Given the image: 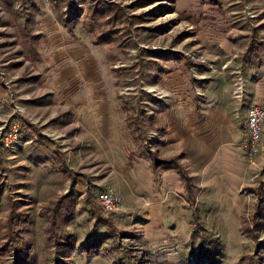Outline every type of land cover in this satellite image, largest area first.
I'll return each instance as SVG.
<instances>
[{"label": "rangeland", "instance_id": "374dc122", "mask_svg": "<svg viewBox=\"0 0 264 264\" xmlns=\"http://www.w3.org/2000/svg\"><path fill=\"white\" fill-rule=\"evenodd\" d=\"M209 1L0 0V264H264V224L257 242L243 233L264 201V125L262 151L232 176L221 142L208 151L214 108L264 92V0ZM252 26L258 61L244 57ZM182 139L197 222L181 181L165 189L138 148L179 154ZM104 189L114 212L97 205Z\"/></svg>", "mask_w": 264, "mask_h": 264}, {"label": "crops", "instance_id": "0c3cea01", "mask_svg": "<svg viewBox=\"0 0 264 264\" xmlns=\"http://www.w3.org/2000/svg\"><path fill=\"white\" fill-rule=\"evenodd\" d=\"M209 4H211V5L215 4L218 8L221 7L220 0H213V2L209 1ZM258 38H259L258 30L255 26H252L251 27V40H250L249 45L247 46V48L244 52L245 58L252 59L253 61L259 60L260 55H259V52L256 48V44L258 43ZM224 43L227 44L228 41L226 40V41H224ZM227 45L225 47H227ZM250 47H251V50H250ZM251 93H252L253 97L251 96L252 97L251 98L250 96L249 97L247 96L243 101V102H247L246 104H242V105L239 104L236 108H233L230 104L227 105L228 107H226L225 106L226 104L224 103V104H221L220 106H217L216 108H214L213 118H214V121L215 120L218 121L217 122L218 126L214 130V133H216V137L213 140L214 142L211 145L212 149H210L208 151L213 153L215 147H217L218 142H221V144H219L220 151L216 156H218V161L220 162V164H224L226 161V164L229 168V171L232 172V173L227 172L229 176H232L234 169L238 170V172L242 171L243 166L245 165V161H246L245 160L246 159L245 152H244V149L239 145L238 141L240 138L242 139V142H244L246 139V135H247V133H246V116H247L248 108L253 104H261L262 102H264V92L262 90L256 91V92H251ZM251 101H253V102H251ZM242 115H243V122H241V116ZM148 118L153 119L152 124H149V123H146L143 121H141V122L146 123V124L153 127L155 124V118L153 116L152 117L148 116ZM236 118H238L239 120H236ZM88 120L94 124L93 128L99 134L103 133V129L105 128L104 124L107 121H109V120H105L104 116H101L97 113L90 114ZM110 121L113 122V120H110ZM137 121H139V120H137ZM228 121H230L231 123ZM96 124H98V125H96ZM197 137H198V134H196L192 131V132L188 133L186 140L188 142H190V140L192 138L196 139ZM134 138H137V137H134ZM188 142H185L184 139H182V141L177 144V145H180L179 147H180L181 153H179V154H177V152H176L172 155L167 156V155H161L157 149H156V151L163 158H168L171 156L180 155V158H179L180 164L186 169L188 174L192 177V175L189 173V171L185 167V163L183 161H181V158H183V157H185L186 160H188V159L190 160L189 156H191V157L194 156V154L192 153L193 152L192 149L188 148V146H189ZM222 143H225V144H222ZM141 145H142V142H139L138 148L142 150ZM152 149H154V148L152 147ZM148 161H149L150 166H151L150 174L156 178L159 175H161L160 178H161L162 183L164 184L165 189L174 188L177 185V183L180 181L183 184L182 179L180 178L179 174L175 170H173L171 168L161 167L160 169H158L157 171L154 172L153 168H152L151 161L149 159H148ZM62 163H65V162L62 161ZM67 168H68V171L67 172L64 171V172L70 177L71 183H75V176L71 173L68 166H67ZM238 172H236L237 175H238ZM224 185L227 187H230L231 189H233L235 187V185L233 183L228 184L227 181L224 182ZM183 190H184V184H183ZM184 193H185V190H184ZM195 197H196V194H195ZM196 203H197V199H196Z\"/></svg>", "mask_w": 264, "mask_h": 264}, {"label": "trees", "instance_id": "16d2710c", "mask_svg": "<svg viewBox=\"0 0 264 264\" xmlns=\"http://www.w3.org/2000/svg\"><path fill=\"white\" fill-rule=\"evenodd\" d=\"M250 50H251V47H250ZM139 117L142 118L141 121H143V122H146L149 124L153 123L152 122L153 119L148 118L144 114L142 115L140 113ZM143 143L144 144L141 145L142 151H144L147 154V158L151 161L152 168H153L154 172L157 171L158 169H160L161 167H164V168H171L179 174V176L182 179L183 184H184V190H185L186 197H187V199L190 203V207L192 209L193 219L197 222L199 217L197 216V213L195 211V206H196L195 189H196V186L193 182L192 177L188 174L186 169L180 164V162H179L180 155L171 156L168 158H163L157 153L156 150L152 149V145H150L149 142L145 141ZM61 167H62L63 171H65V172L68 171V168H67L65 163H61ZM61 199H62V197L59 198V200H57L56 202H54V207H53V208H55L54 211L57 209ZM89 202L93 205V207H95L94 201L92 199L89 200ZM263 220H264V201L261 200L256 204L251 223L248 226H247V224L245 226H243L244 227L243 233L247 237H249L252 241L257 242L256 232L264 224ZM98 221L102 222L106 225V227L108 228L107 233L109 235H111V236H118L119 235L117 230L110 224L109 220L99 216ZM196 224H198V223H196ZM194 227H195V225H194ZM99 241L100 240L87 242L85 245L80 246V250L84 253H87V254L95 252L98 250Z\"/></svg>", "mask_w": 264, "mask_h": 264}, {"label": "built area", "instance_id": "2783aa9c", "mask_svg": "<svg viewBox=\"0 0 264 264\" xmlns=\"http://www.w3.org/2000/svg\"><path fill=\"white\" fill-rule=\"evenodd\" d=\"M264 125V102L261 104H253L248 108L246 116V139L243 143L245 157L248 162L252 163L258 154L263 149L262 134ZM18 125H15L7 141H13L18 136ZM8 144V143H7ZM97 205L105 213H111L116 211L120 205L121 198L117 192L113 189H105L97 193L96 195Z\"/></svg>", "mask_w": 264, "mask_h": 264}]
</instances>
